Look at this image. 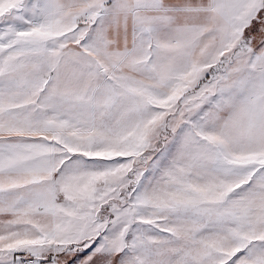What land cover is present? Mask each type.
Masks as SVG:
<instances>
[{"label": "snow or ice", "instance_id": "1", "mask_svg": "<svg viewBox=\"0 0 264 264\" xmlns=\"http://www.w3.org/2000/svg\"><path fill=\"white\" fill-rule=\"evenodd\" d=\"M0 264H264V0H0Z\"/></svg>", "mask_w": 264, "mask_h": 264}]
</instances>
